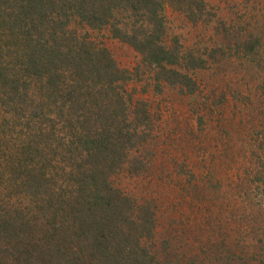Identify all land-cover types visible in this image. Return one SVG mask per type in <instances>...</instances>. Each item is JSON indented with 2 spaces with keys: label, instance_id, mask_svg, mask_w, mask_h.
Here are the masks:
<instances>
[{
  "label": "trees",
  "instance_id": "trees-1",
  "mask_svg": "<svg viewBox=\"0 0 264 264\" xmlns=\"http://www.w3.org/2000/svg\"><path fill=\"white\" fill-rule=\"evenodd\" d=\"M167 8L192 24L216 17L206 0H0V264H176L170 239L159 248L152 204L111 182L141 173L134 153L154 129L126 86L131 74L156 89H199L201 57L164 41ZM87 30L128 44L135 72ZM258 161L264 173V148Z\"/></svg>",
  "mask_w": 264,
  "mask_h": 264
},
{
  "label": "rangeland",
  "instance_id": "rangeland-1",
  "mask_svg": "<svg viewBox=\"0 0 264 264\" xmlns=\"http://www.w3.org/2000/svg\"><path fill=\"white\" fill-rule=\"evenodd\" d=\"M206 1L216 14L211 24H192L171 8L163 14L165 43L175 39L183 51L201 57L191 72L199 89L191 95L163 84L156 89L134 71L140 56L128 44L106 30H87L119 68L135 72L126 86L146 102L154 126L134 153L146 160L141 173L120 170L111 182L152 204L159 248L170 239L166 252L176 264H225L232 255L235 264H245L240 257L264 264V173L258 161L264 148V0ZM247 34L253 42L245 43L254 46L238 48Z\"/></svg>",
  "mask_w": 264,
  "mask_h": 264
}]
</instances>
